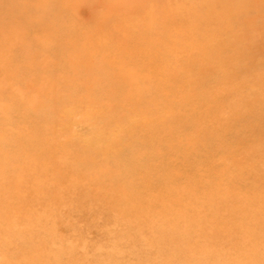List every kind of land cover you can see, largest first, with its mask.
Segmentation results:
<instances>
[{"label":"rangeland","instance_id":"obj_1","mask_svg":"<svg viewBox=\"0 0 264 264\" xmlns=\"http://www.w3.org/2000/svg\"><path fill=\"white\" fill-rule=\"evenodd\" d=\"M0 264H264V0H0Z\"/></svg>","mask_w":264,"mask_h":264},{"label":"bare ground","instance_id":"obj_2","mask_svg":"<svg viewBox=\"0 0 264 264\" xmlns=\"http://www.w3.org/2000/svg\"><path fill=\"white\" fill-rule=\"evenodd\" d=\"M128 49V48H127Z\"/></svg>","mask_w":264,"mask_h":264}]
</instances>
